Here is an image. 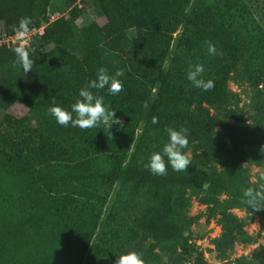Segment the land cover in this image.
<instances>
[{
  "label": "trees",
  "instance_id": "16d2710c",
  "mask_svg": "<svg viewBox=\"0 0 264 264\" xmlns=\"http://www.w3.org/2000/svg\"><path fill=\"white\" fill-rule=\"evenodd\" d=\"M60 1L71 8L70 14L50 23L27 48L34 60L32 71L24 74L13 48L0 46V149L45 170V181L56 189L85 187L109 197L118 187L86 261L115 264L116 257L135 251L144 264H159L154 241L181 234L175 218L186 217V189L200 187L205 177L212 187L229 191L238 205L264 215V203L254 210L243 197L246 188L259 189L264 183L250 186L242 168L247 157L264 168V153L259 152L264 145V30L245 0ZM49 2L0 0V22L10 33L25 17L32 21L29 28L39 27L48 20ZM89 7L104 25L77 23ZM131 28L136 29L134 39L127 35ZM209 44L217 55L208 54ZM196 64L204 67L201 77L214 82L211 91L188 81L187 72ZM100 68L109 75L123 72L120 93L109 95L106 88L96 93L122 125H112L110 133L103 124L90 129L57 124L50 106L70 110L79 89L95 79ZM231 81L249 86L255 118L249 124L237 114L229 132L234 147L228 160L199 119L176 111L182 101L221 108L235 97ZM17 103L27 108L26 114L12 112ZM166 128L187 129L190 165L183 172L168 167L166 175L157 176L145 165L167 142ZM199 139L213 159L228 166L225 176L191 156ZM193 264L209 263L200 256ZM237 264H264V248Z\"/></svg>",
  "mask_w": 264,
  "mask_h": 264
},
{
  "label": "rangeland",
  "instance_id": "374dc122",
  "mask_svg": "<svg viewBox=\"0 0 264 264\" xmlns=\"http://www.w3.org/2000/svg\"><path fill=\"white\" fill-rule=\"evenodd\" d=\"M245 2L250 8L252 16L264 30V0H245ZM46 10L48 20L39 26L43 28V32L41 29L40 32H34L30 36L31 43L25 46L26 48L32 46L38 37L44 35L50 23L67 17L71 8L65 7L60 0H50ZM76 21L79 25L87 26L92 23L104 25L106 22L93 7H89ZM32 29L29 28V31ZM14 32H16L15 28ZM2 33H10L3 21L0 22V34ZM179 33L180 30L175 36ZM136 34L135 28L127 31L130 39H134ZM175 45L176 42H173L167 64L172 58ZM14 47L16 46L8 48ZM229 89L235 93V97L230 103L222 105L219 109L212 108L207 102L199 104L198 102L182 101L177 105L176 111L178 115L194 116L199 119L210 131L214 140L220 142L223 150L227 153L228 160H230L229 154L232 153L234 147L229 132L237 114H240L249 124L255 118L252 92L249 86L243 82L231 81ZM12 112L22 116L26 114L27 108L21 103H17L13 106ZM4 153L6 152L0 149V155ZM191 156L199 159L206 168L218 171L220 177L221 175L225 176L229 170L225 163L213 159L200 139L195 142ZM242 168L250 186L259 182L260 177L264 176V168L253 164L248 157L243 161ZM4 174L6 172L3 164L0 163V189L1 184L4 185L14 179V187L18 191L13 194L15 200L10 201L12 209L9 211L12 216L15 215L14 221L19 215L25 214V211H20V205L21 203L24 205L28 200L27 189H29V201L42 204V210L39 213L44 215V218L41 216V221L45 220L42 225L47 236H56V234L64 236L68 235V232H70V236H73L72 239L70 237L67 240L65 239L66 235L64 242L60 243L58 241L38 243L36 237L42 233L41 230L38 231L35 220L39 218H36L34 211H31L28 246L26 243L23 244L28 253L27 264H97L93 259L86 261V256L98 232L100 219L111 204L118 187L109 197H106L85 187L71 186L56 189L45 181L46 171L39 167L30 166L27 176L23 174L19 176L18 171L8 178H5ZM36 194L40 196L39 200ZM185 196L190 202L186 217L175 218V222L180 225L181 234L174 239L154 241L159 264H193L200 256L209 264H237L239 258L252 259L260 248H264V215L238 205L229 191L220 187H212L209 179L205 177L203 185L187 188ZM0 202L3 203V200ZM6 218L2 221H5ZM14 221L8 225L9 227L0 228L4 238L5 231H9L11 225L16 223ZM37 222L40 224L39 221ZM18 226L11 227L9 237L20 230L17 229ZM21 234L22 239L27 237L25 229ZM3 243L4 241L0 240V245ZM17 245L21 246L20 242ZM53 245L55 248L52 247ZM3 249L4 245L0 250V264H4L1 260ZM13 255L17 261L20 252L17 251Z\"/></svg>",
  "mask_w": 264,
  "mask_h": 264
},
{
  "label": "clouds",
  "instance_id": "9594fccd",
  "mask_svg": "<svg viewBox=\"0 0 264 264\" xmlns=\"http://www.w3.org/2000/svg\"><path fill=\"white\" fill-rule=\"evenodd\" d=\"M32 23L30 18H22L15 28L18 37L23 40L29 31V25ZM16 56V63L20 66L21 71L26 74L32 71L34 60L30 58L29 50L22 44L12 49ZM208 54L217 55V49L214 45L209 44L207 48ZM204 67L196 64L189 68L187 79L195 88L202 91H211L214 87L212 80L205 81L201 74ZM123 76L122 71H117L114 75H109L105 68L97 70L96 78L87 82V84L79 89V98L70 106L64 109L61 106H50L49 114L53 117L57 124L64 127H78L80 129H90L99 127L101 124L107 127L108 131L112 125H122V122L115 117L113 109L110 105H105L104 97L96 93L102 89H107L109 95H117L123 89V83L119 77ZM93 90H96L94 92ZM148 107L147 104L144 105ZM111 109V110H110ZM152 123L157 124L156 117L152 118ZM168 140L163 144L159 151L153 152L147 160L145 168L153 175L163 176L167 174L170 167L173 171H186L190 165V157L185 151L188 147L187 129L166 128ZM110 132V131H109ZM111 133V132H110ZM260 153H264V145L259 149ZM264 181V176L260 177ZM243 197L246 203L251 205L254 210H261L257 205L264 203V183L259 185V189L248 187L243 191ZM115 264H144L142 257L135 251L122 254L115 260Z\"/></svg>",
  "mask_w": 264,
  "mask_h": 264
},
{
  "label": "crops",
  "instance_id": "0c3cea01",
  "mask_svg": "<svg viewBox=\"0 0 264 264\" xmlns=\"http://www.w3.org/2000/svg\"><path fill=\"white\" fill-rule=\"evenodd\" d=\"M1 160L0 163L3 164L4 170L6 172V174H4L5 178H8L11 174H14L16 171H18L19 176L21 174L27 176L28 173V169L30 166L29 163L25 162L24 160L15 157L14 155L10 154V153H4L3 155H0ZM26 165V166H24ZM30 165V166H28ZM35 167V166H33ZM1 189H0V200H3V203L0 202V228L4 227V226H8L12 221H14V216H12L11 212L9 211V209H12V204H11V200H15L13 199V194L17 193L18 191L15 189L14 187V179H12L10 182L5 183L4 185L1 184ZM5 187V188H4ZM7 187V188H6ZM28 191V200L24 203H21L20 205V211H25L24 215H19L17 217V219L15 220L16 223H13L11 225V227L15 226V225H19L17 229H20L15 235H11L10 237L8 236V234L10 233V229L9 231H5V238L3 236V232H0V240L4 241L3 245H4V252L3 254H1V260L4 264H27L26 260L28 257V253L27 251H25V244L28 246V236H29V226L31 221H30V212L34 211L37 221L40 222V224L35 220V225L36 227H38V231L41 233L39 236L36 237L37 242L38 243H44V242H49V243H54V242H64V237L67 235L65 234L64 236L60 235L58 236V234H56V236H47V234L45 233V228L42 225L45 223V220L43 219L41 221V216L44 215L42 213H39L42 210V204L40 202H37L36 204L34 203V201L30 202L29 201V189H27ZM38 200H39V195L36 194ZM7 217V218H6ZM6 218L5 221H2V219ZM14 221V222H15ZM9 227V226H8ZM20 227V228H19ZM25 229L27 237H25V239H22V230ZM69 234L65 237V239H69L71 237V239L73 238V236H70V232H68ZM35 234V233H33ZM9 239V240H8ZM6 242V243H5ZM18 242H20L21 246L18 247ZM3 245H0V248L2 249ZM21 247V248H20ZM53 248H55V246H52ZM0 249V250H1ZM19 251L20 252V256L19 259L16 261L15 255H13L15 252ZM13 255V256H12Z\"/></svg>",
  "mask_w": 264,
  "mask_h": 264
},
{
  "label": "built area",
  "instance_id": "2783aa9c",
  "mask_svg": "<svg viewBox=\"0 0 264 264\" xmlns=\"http://www.w3.org/2000/svg\"><path fill=\"white\" fill-rule=\"evenodd\" d=\"M43 32V28L42 27H36L33 28L32 30L28 31V33H26L25 37L23 40H21L18 35L17 32L14 33H2L0 34V46H7V47H11V46H20V45H24L27 46L29 45L31 42V38L30 36L33 35L34 32Z\"/></svg>",
  "mask_w": 264,
  "mask_h": 264
}]
</instances>
